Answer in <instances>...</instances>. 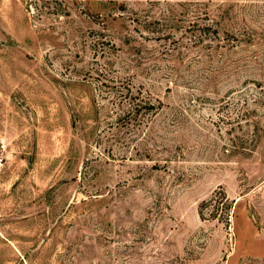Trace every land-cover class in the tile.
I'll return each instance as SVG.
<instances>
[{"label":"rangeland","instance_id":"374dc122","mask_svg":"<svg viewBox=\"0 0 264 264\" xmlns=\"http://www.w3.org/2000/svg\"><path fill=\"white\" fill-rule=\"evenodd\" d=\"M0 264H264V0H0Z\"/></svg>","mask_w":264,"mask_h":264},{"label":"trees","instance_id":"16d2710c","mask_svg":"<svg viewBox=\"0 0 264 264\" xmlns=\"http://www.w3.org/2000/svg\"><path fill=\"white\" fill-rule=\"evenodd\" d=\"M216 198H220L222 201H224V204L225 203L227 204V207H229V210L232 208L233 201L225 193L222 192L220 196H217Z\"/></svg>","mask_w":264,"mask_h":264}]
</instances>
